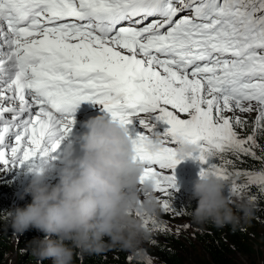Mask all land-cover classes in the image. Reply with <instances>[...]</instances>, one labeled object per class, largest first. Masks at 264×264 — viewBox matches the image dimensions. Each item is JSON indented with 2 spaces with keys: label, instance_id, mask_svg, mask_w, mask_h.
Masks as SVG:
<instances>
[{
  "label": "snow or ice",
  "instance_id": "obj_1",
  "mask_svg": "<svg viewBox=\"0 0 264 264\" xmlns=\"http://www.w3.org/2000/svg\"><path fill=\"white\" fill-rule=\"evenodd\" d=\"M83 102L128 129L141 183L165 197L178 138L201 175L228 180L226 154L264 161L256 132L236 131L237 113L264 127V0H0V171L54 160ZM236 175L264 193V167Z\"/></svg>",
  "mask_w": 264,
  "mask_h": 264
},
{
  "label": "clouds",
  "instance_id": "obj_2",
  "mask_svg": "<svg viewBox=\"0 0 264 264\" xmlns=\"http://www.w3.org/2000/svg\"><path fill=\"white\" fill-rule=\"evenodd\" d=\"M256 116V112L245 113L241 118L246 120L247 126L237 128L238 134L240 129L247 135L252 134L251 121ZM74 120L76 133L71 132L61 142L54 160L38 161L31 170L24 167L0 171L4 174L2 178L12 180L10 186L0 182V209L3 211L6 207L3 215L10 221L11 233L19 239L15 241L12 236L15 244L20 246L27 242L25 250L37 264L44 261L74 264L77 252L93 254L107 248L111 252L115 248L127 251L130 263L146 264L144 257H148L165 264L159 254L149 252L141 243L150 235L146 222L158 219L165 227L166 222L161 219L169 213L157 214L159 203L152 182L141 183L144 165L136 159L128 129L108 115H98L89 109L81 113L76 110ZM161 129L157 125L158 133L164 132ZM160 146L158 140L150 145L153 150ZM194 151L192 143L178 138L176 156L183 162L175 170L183 168L187 161L199 177L191 183L193 196L198 200L195 210L188 213L192 222L197 225L212 223L217 228L241 227L244 223L239 221L241 217L236 212L242 213L243 218H250L254 214L253 205L249 201H234L238 197L230 200L224 195L225 188H230L227 183L230 177L222 180L212 174L201 175L200 164L188 159ZM215 159L218 162L219 157ZM208 230L202 229L197 235L189 233L186 241L196 244L197 237ZM34 233L38 236L43 233V239L25 241ZM137 248L142 250L144 257L132 259L130 252L135 253ZM177 251L183 255L181 248ZM14 254L18 255L14 252L12 256Z\"/></svg>",
  "mask_w": 264,
  "mask_h": 264
},
{
  "label": "trees",
  "instance_id": "obj_3",
  "mask_svg": "<svg viewBox=\"0 0 264 264\" xmlns=\"http://www.w3.org/2000/svg\"><path fill=\"white\" fill-rule=\"evenodd\" d=\"M256 118L251 121L252 131L259 133L257 144L264 146V131L262 128L256 129L255 127ZM241 132L246 134V132L241 129ZM239 132L241 135H243ZM247 135V134H246ZM245 137V135H243ZM257 153H260V147H257ZM226 158L232 161V165L228 166V174L231 178L227 181L228 186L231 187L233 184L240 186L241 190L234 194L231 200L238 197L236 202L249 201L254 207V214L249 218L248 222L243 224L241 227L238 225L233 227L232 225H227L223 228H217L212 223H205L202 228L196 232L195 235L199 233L202 229H209L206 232H202L197 240L204 249L205 253L208 255L209 259H203L200 264H239L234 260V256L238 253L251 258L254 255V247L250 244V237L248 230L250 231L254 226L264 228V193L259 192L258 187L254 185H249L247 177L244 175L237 176L236 172H252L254 170H259L264 167V161L261 159H253L251 156H244L241 154L239 158L233 156L232 154H226ZM219 162V160H218ZM234 181V183H233ZM246 186V187H245ZM228 189L225 188L224 195L228 197ZM181 198L177 200L167 199L172 207L177 212H182L183 215H175L183 219L192 221L189 211L195 210L198 205V200L194 198L193 194L181 193ZM1 210V209H0ZM6 213V207L3 211H0V264H8L10 261L9 252L16 246L15 252L19 254V245L17 246L13 240L11 233V225L8 223V219L3 215ZM158 213H169L165 212L162 208ZM238 217H241L239 221L243 219L242 213L236 212ZM170 217L173 213L170 212ZM157 225H149V238L143 240V245L148 249L149 252L159 254V258L164 261L165 264H193L180 252L177 251L178 248L184 251L187 248L186 244L179 242L176 238L171 236H166L164 232L165 227ZM250 226V227H249ZM249 227V228H248ZM151 229H159V231H152ZM256 235L255 232H251ZM43 239L42 235L32 234L30 237H26L25 241L30 240L29 243L34 239ZM155 243H152V242ZM176 243V245H175ZM195 245V244H193ZM31 260L30 254L26 251L24 254L21 264H24L26 260ZM10 264V263H9ZM37 264V262L35 263ZM43 264H51L50 261H44ZM74 264H142L128 260L127 251L115 248L111 252L110 248L104 249L98 253L93 254H77L74 256Z\"/></svg>",
  "mask_w": 264,
  "mask_h": 264
},
{
  "label": "rangeland",
  "instance_id": "obj_4",
  "mask_svg": "<svg viewBox=\"0 0 264 264\" xmlns=\"http://www.w3.org/2000/svg\"><path fill=\"white\" fill-rule=\"evenodd\" d=\"M244 114L245 113H237V115L240 117H242ZM181 118H184L183 114H181ZM244 121L246 122V120ZM240 132H241V129H240ZM242 134L247 136L244 133ZM157 197L158 199L163 200L161 196H157ZM160 210H161V205L158 204L157 214L158 212H160ZM248 220L249 218H243L241 221H243V223L245 224L248 222ZM161 221L166 222L164 230H161L162 232L166 234V236L174 237L179 242L187 245L186 250L185 251L183 249L182 250L184 251L183 255L188 259V261H190L193 264H200V262L203 259L210 260L208 255L205 253L204 249L202 248V246L197 241L195 242L196 243L195 245H193L191 240H189L188 242L186 241V239H189L188 234L192 233L195 235L196 232L199 230V228H202L201 225L194 224L192 221L183 219L175 215H173L172 217H170L169 215L164 216L162 217ZM167 221H170V222H167ZM157 224H160L158 219H156V225ZM149 225H151V223ZM184 225H188L187 229L184 228ZM159 226H161V224ZM156 231H159V229H157ZM248 232L249 234H251L250 244L254 247V255L251 258H248L245 255H241L237 253L234 256V260L239 264H264V228L255 226ZM251 232H255L256 235H253V233ZM26 248H27V245L25 243H22L19 246V250H18L19 254L16 257H15V254L12 256V254L16 250V246H14L12 250H10L9 252L10 260L12 259V257L13 258L15 257V261H13L14 262L13 264H21L24 254L26 253V250H25ZM141 253H142V250L141 249L139 250V248H137L135 253L130 252L131 258L136 259L138 257H144L143 255H141ZM144 259L146 261H150L151 264H160L159 261H156L153 258L144 257ZM24 260H26V257ZM35 263H36L35 258L34 259L32 258L31 260H26L24 264H35Z\"/></svg>",
  "mask_w": 264,
  "mask_h": 264
},
{
  "label": "bare ground",
  "instance_id": "obj_5",
  "mask_svg": "<svg viewBox=\"0 0 264 264\" xmlns=\"http://www.w3.org/2000/svg\"><path fill=\"white\" fill-rule=\"evenodd\" d=\"M239 135L241 137H244L240 133H239ZM184 173H186V175L181 176ZM175 177L177 180V186L179 188V191L175 192L171 197H165V196H163V194L157 193V192H155V195L161 196L163 200L164 199L177 200V199L181 198V195H180L181 193L193 194V190L189 189V185L193 182H196L199 177L197 175V172L193 169V167L187 161H184L183 168H179V169L175 170Z\"/></svg>",
  "mask_w": 264,
  "mask_h": 264
}]
</instances>
